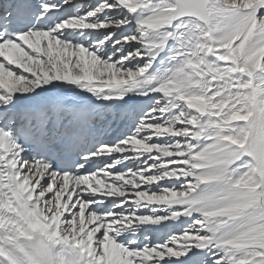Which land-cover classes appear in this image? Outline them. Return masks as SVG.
Returning <instances> with one entry per match:
<instances>
[{
	"label": "snow or ice",
	"instance_id": "obj_1",
	"mask_svg": "<svg viewBox=\"0 0 264 264\" xmlns=\"http://www.w3.org/2000/svg\"><path fill=\"white\" fill-rule=\"evenodd\" d=\"M0 264H264V0H0Z\"/></svg>",
	"mask_w": 264,
	"mask_h": 264
}]
</instances>
